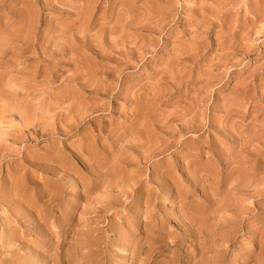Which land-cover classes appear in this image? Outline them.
<instances>
[{
	"label": "rangeland",
	"instance_id": "obj_1",
	"mask_svg": "<svg viewBox=\"0 0 264 264\" xmlns=\"http://www.w3.org/2000/svg\"><path fill=\"white\" fill-rule=\"evenodd\" d=\"M0 264H264V0H0Z\"/></svg>",
	"mask_w": 264,
	"mask_h": 264
}]
</instances>
